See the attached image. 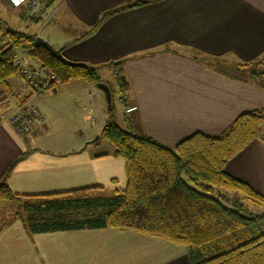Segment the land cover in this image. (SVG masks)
Listing matches in <instances>:
<instances>
[{
    "label": "crops",
    "instance_id": "crops-1",
    "mask_svg": "<svg viewBox=\"0 0 264 264\" xmlns=\"http://www.w3.org/2000/svg\"><path fill=\"white\" fill-rule=\"evenodd\" d=\"M2 1L0 14L6 9L20 18L29 0ZM139 1L148 3L106 18L87 35L105 13ZM54 5L58 21L74 22L82 33L60 42L70 43L63 52L65 58L98 66L100 82L111 93L109 77L102 78L100 71L113 69L125 130L174 148L197 133L218 137L240 115L264 111L260 80H234L208 63L213 60L232 67L264 61V0H56L49 8ZM20 19L26 18L21 15ZM10 85L13 89L7 94L0 92V184L5 182L21 196L89 188L115 195L126 187L124 160L114 157L113 151H92L88 131L76 128L68 143L52 139L57 122L50 109L58 108L40 104V98L32 104L41 111L43 123L29 135L17 134L8 118L22 95L14 96L17 79ZM57 85L47 92L50 97L58 93ZM127 107L136 110L126 114ZM101 111L96 116L105 125L108 116ZM225 170L264 196V142L250 143L227 162ZM245 203V207L250 204ZM0 264L190 261L185 247L135 232L83 229L33 235L13 217L0 219Z\"/></svg>",
    "mask_w": 264,
    "mask_h": 264
},
{
    "label": "trees",
    "instance_id": "trees-1",
    "mask_svg": "<svg viewBox=\"0 0 264 264\" xmlns=\"http://www.w3.org/2000/svg\"><path fill=\"white\" fill-rule=\"evenodd\" d=\"M56 0H49L50 6ZM139 1L105 13L97 25L117 13L145 5ZM9 45L32 48L37 63L49 67L57 84L82 80L100 82L98 75L71 68L43 48L35 47L36 35L6 30ZM0 49V88L8 89L17 73ZM220 74L238 81L259 80L264 61L239 66L208 62ZM101 137L113 146V156L123 159L127 184L111 197L101 189L60 194L21 196L0 184V204L19 202L17 213L30 234L83 229H116L163 239L185 247L190 264H264V211L250 214L244 205L230 203L225 193H239L259 208L264 196L229 175L225 166L255 140L264 142V111L240 115L220 136L201 133L169 148L156 140L121 128L112 118ZM94 194V195H93ZM231 204V205H230Z\"/></svg>",
    "mask_w": 264,
    "mask_h": 264
},
{
    "label": "rangeland",
    "instance_id": "rangeland-1",
    "mask_svg": "<svg viewBox=\"0 0 264 264\" xmlns=\"http://www.w3.org/2000/svg\"><path fill=\"white\" fill-rule=\"evenodd\" d=\"M1 1L2 0H0V5H1ZM19 14H20L19 16L20 18L21 15H23L26 19L17 18L16 14L11 12L10 10L5 9L1 11L0 19L2 21L0 22V34H2V36L0 35V39L3 40V38H7L5 32L7 27L9 26L8 28L12 30L15 29L18 32H22L29 35H35L36 33H38V35L36 36H40L43 39L48 40L54 48L58 49L66 43L65 41L63 43H60L63 39L65 38L72 39L82 34L76 31L74 22L63 23L60 20L58 21L57 19L58 17H56L55 15L56 14L55 5L48 9V11L43 15L42 19L39 22L31 21L30 19H35V18L28 16L26 14V9H22V12L21 13L19 12ZM20 49L27 50L28 48H20ZM35 63L39 65V63H37L36 61ZM100 72L102 78L103 76L104 78L106 76L109 77L108 78L109 86L112 89V95H113L112 118L114 119V122L117 123L121 128L126 129L125 126L126 123L123 121L124 119H122L124 106L122 102L119 100L120 92L118 88L117 77L115 76L114 71L111 68H102ZM14 79H16V75L13 79H11V81ZM259 80L261 84L264 86V76ZM89 87L90 88H88L87 83L82 80H72L68 83L58 84L55 90V92L58 91V93L55 96L50 97L46 92L45 94L39 96L37 98V101L40 98L41 99L39 100L41 101L40 104L45 103L51 108H55V109L58 108L57 111H55L54 109H50L51 114L55 116L54 120L57 122L54 130H52V139H54L57 142L68 143V141H71L75 129L79 128L83 132L88 131L90 133L92 138L91 139L92 141L90 142L92 151L107 153L113 151V146L105 138H102L100 136L103 128L102 126H104L103 125L104 120L103 121L102 119L99 120V118L95 116L96 123L93 125L91 123L90 117L87 115V112L84 109L94 108L97 111L102 110L101 111L102 115L108 116V120H109L110 113L108 109V101L103 91L96 88L93 84L90 85ZM15 88L17 89L16 90L17 92L20 89L19 87L16 86ZM10 89H13L11 85L9 86L8 89L0 88V92L4 91L7 94ZM16 91L14 96L17 99H19L20 95L16 93ZM97 94L100 96L97 97L96 96ZM25 95H22V97L20 98L21 101ZM17 105H19V103ZM58 111L60 113H58ZM69 121H71V123L67 124V122L69 123ZM93 134L95 135L92 137ZM97 195L111 197L114 195V193L106 191L105 193L98 192ZM225 195L232 203H239L244 206L246 205L245 201L247 200L242 194L228 193ZM18 205L19 202L16 201L2 203L0 206V219L4 221L13 218L17 213ZM245 208L246 210H248V212L251 215L259 214L260 212L264 211V208H259L251 203L249 204V206Z\"/></svg>",
    "mask_w": 264,
    "mask_h": 264
},
{
    "label": "built area",
    "instance_id": "built-area-1",
    "mask_svg": "<svg viewBox=\"0 0 264 264\" xmlns=\"http://www.w3.org/2000/svg\"><path fill=\"white\" fill-rule=\"evenodd\" d=\"M49 0H29L25 4L28 16L42 19L48 11ZM2 36V34H0ZM9 46L7 38L0 39V49ZM32 48L20 49L13 47L7 52V61L16 68L18 94L25 95L19 105L13 110L8 120L15 132L20 136L31 134L34 127L43 123L44 118L40 110L32 104V101L52 89V84L57 80L55 73L47 66L37 65L32 60ZM90 117L91 123H96L97 110L94 108L84 109ZM136 110V107H127L125 113L129 114Z\"/></svg>",
    "mask_w": 264,
    "mask_h": 264
},
{
    "label": "water",
    "instance_id": "water-1",
    "mask_svg": "<svg viewBox=\"0 0 264 264\" xmlns=\"http://www.w3.org/2000/svg\"><path fill=\"white\" fill-rule=\"evenodd\" d=\"M34 45H35V47L45 49L46 51H48L51 54V56L53 58L62 62L64 65H66L68 67L84 69V70L90 71L96 75H98V73H99V67L98 66L89 65L87 63L73 62V61H70L67 58H65V56L63 55V52L70 45V43H65L60 48L56 49L50 44V42L48 40H45L42 37L37 36L35 39ZM11 48H12V45H9L8 47H6L4 50V53H7ZM119 64H120L119 62L115 63L116 66ZM94 85L98 89H100L101 91H103L105 93L108 103H111L110 88L102 82L95 83ZM97 139H99V138H97Z\"/></svg>",
    "mask_w": 264,
    "mask_h": 264
}]
</instances>
